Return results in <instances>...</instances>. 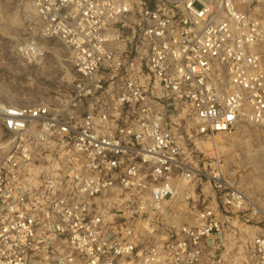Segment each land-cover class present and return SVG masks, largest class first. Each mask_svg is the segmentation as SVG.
Wrapping results in <instances>:
<instances>
[{
    "label": "built area",
    "instance_id": "built-area-1",
    "mask_svg": "<svg viewBox=\"0 0 264 264\" xmlns=\"http://www.w3.org/2000/svg\"><path fill=\"white\" fill-rule=\"evenodd\" d=\"M24 1L19 55L56 41L73 77L0 100V264H220L244 197L200 145L264 127V0Z\"/></svg>",
    "mask_w": 264,
    "mask_h": 264
},
{
    "label": "rangeland",
    "instance_id": "rangeland-1",
    "mask_svg": "<svg viewBox=\"0 0 264 264\" xmlns=\"http://www.w3.org/2000/svg\"><path fill=\"white\" fill-rule=\"evenodd\" d=\"M27 11L24 0H0V100L18 106L53 101L69 91L73 77L69 54L56 41L47 43L45 59L39 65L21 58L18 48L29 31ZM260 14L264 19V6ZM260 50L264 63V42ZM203 145L204 153L214 157L206 175L220 171L244 197L241 213L224 214L229 217V229L223 233V246L216 250L215 262L251 264V241L264 228V127L243 124L230 135H217ZM207 191L212 194L208 187ZM179 210L183 217L186 208Z\"/></svg>",
    "mask_w": 264,
    "mask_h": 264
},
{
    "label": "bare ground",
    "instance_id": "bare-ground-1",
    "mask_svg": "<svg viewBox=\"0 0 264 264\" xmlns=\"http://www.w3.org/2000/svg\"><path fill=\"white\" fill-rule=\"evenodd\" d=\"M213 141V140H212ZM203 147H204V145H203ZM205 148V147H204Z\"/></svg>",
    "mask_w": 264,
    "mask_h": 264
}]
</instances>
